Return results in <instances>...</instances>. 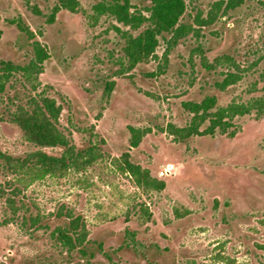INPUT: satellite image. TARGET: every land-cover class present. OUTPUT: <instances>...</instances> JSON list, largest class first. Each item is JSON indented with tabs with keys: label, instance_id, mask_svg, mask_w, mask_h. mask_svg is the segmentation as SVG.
<instances>
[{
	"label": "rangeland",
	"instance_id": "374dc122",
	"mask_svg": "<svg viewBox=\"0 0 264 264\" xmlns=\"http://www.w3.org/2000/svg\"><path fill=\"white\" fill-rule=\"evenodd\" d=\"M75 1V12L58 10L49 23L59 0H0V63L21 68L0 93V151L61 154L28 142L10 121L17 105L46 96L61 107L58 130L94 157L25 186L23 202L39 227L22 223L23 211L12 216L0 198V264H264V116L235 117L232 136L177 141L167 130L188 125L183 102L214 96L225 107L264 96V0L232 11L227 0H187L183 22L196 32L175 46L165 36L129 71L124 37L141 29L93 18L102 0ZM148 1L132 3L142 11ZM208 14V25L194 22ZM35 42L48 55L38 69L29 66ZM222 56L232 62H215ZM230 72L239 80L220 90ZM129 128L143 132L135 147ZM12 179L0 166V183ZM62 204L83 217L91 259L51 237Z\"/></svg>",
	"mask_w": 264,
	"mask_h": 264
},
{
	"label": "trees",
	"instance_id": "16d2710c",
	"mask_svg": "<svg viewBox=\"0 0 264 264\" xmlns=\"http://www.w3.org/2000/svg\"><path fill=\"white\" fill-rule=\"evenodd\" d=\"M132 1L102 0L92 7L93 18L109 16L116 23L132 31L141 29L136 35L128 32L124 37L122 52L128 71L151 57L159 41L165 40V36H168L167 43L175 46L177 41L184 39L191 32H196L193 25L183 22L187 0H149L142 11L136 9ZM243 2L244 0H227L225 10L232 11ZM77 4L75 0H59L48 22H52L58 10L75 12ZM194 22L200 27L206 26L210 23V14L206 18L197 15L194 17ZM17 27L20 32L31 37L24 26L18 23ZM34 45L35 59L29 66L38 69L48 55L39 43L35 42ZM219 60L232 62L227 56L219 57L215 62ZM0 65V93H2L4 84L11 74L21 68L10 62H1ZM239 78L240 75L236 73H227L217 86L222 90L235 84ZM182 108L191 115V119L185 127L168 125V133L175 140L183 141L193 136H212L215 133L232 136V131L229 133L228 130L232 128L231 121L235 117H243L251 113L258 117L264 116V96L250 99L246 103H231L225 107H217L215 97L207 96L199 102H183ZM60 112L61 107L54 99L43 96L38 99L29 98L26 105H17L10 114V121L18 127L28 142L40 148H60V155H50L36 150L23 157H14L0 151V166L14 177L12 180L0 183V198H4L12 216L16 217L19 211H23L22 223L29 222L30 226H41V219L37 215H30L28 207L23 202L22 190L25 186L45 176H61L69 169L80 170L94 160L90 152L76 150L58 130ZM205 123L206 126L201 129ZM129 133L130 146H137L143 132L129 128ZM124 162L128 165V171H138L136 166L129 163L127 155ZM161 187L162 183L156 184V188ZM53 216L61 221L51 231V237L55 242L69 252L76 251L91 259L92 254L87 249L90 240L83 217L63 204L56 209Z\"/></svg>",
	"mask_w": 264,
	"mask_h": 264
}]
</instances>
